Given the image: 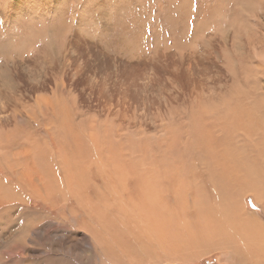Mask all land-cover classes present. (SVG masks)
Returning a JSON list of instances; mask_svg holds the SVG:
<instances>
[{
    "label": "rangeland",
    "instance_id": "obj_1",
    "mask_svg": "<svg viewBox=\"0 0 264 264\" xmlns=\"http://www.w3.org/2000/svg\"><path fill=\"white\" fill-rule=\"evenodd\" d=\"M4 77L10 79L7 86ZM0 90L9 98L0 137L9 136L10 146L27 140L29 149L38 151L43 171L31 168L30 156L19 166L26 179L52 177L46 143L62 132L59 128L69 133L73 126V134L84 140L85 156L92 153L91 141L82 127L94 132L98 144L107 135L115 149L120 147L126 170L177 180L171 181L172 197L157 219L164 225L151 239L141 233L144 240L127 260L103 251L81 231L53 229L52 220L65 206L53 209L52 217L40 214L45 225L29 232L28 217L17 218L20 210L51 209L29 202L19 184L8 186L7 194L1 189L0 264H264L263 257L254 259L257 252L236 249V238L218 225L221 219L231 223L227 215L234 207L264 224V207L252 195L264 199V0H0ZM244 110L251 114L233 119ZM66 137L74 140L64 133L58 144L73 161L76 145L59 143ZM67 212L71 222L64 225L74 227Z\"/></svg>",
    "mask_w": 264,
    "mask_h": 264
},
{
    "label": "bare ground",
    "instance_id": "obj_2",
    "mask_svg": "<svg viewBox=\"0 0 264 264\" xmlns=\"http://www.w3.org/2000/svg\"><path fill=\"white\" fill-rule=\"evenodd\" d=\"M55 14V13H54ZM28 44V43H27ZM210 44V43H209ZM82 49V48H81ZM166 53V52H165ZM5 55V54H4ZM199 57V56H198ZM163 58V57H162ZM86 60V59H85ZM208 60V59H207ZM24 61V60H23ZM86 62V61H85ZM177 62V61H176ZM163 64V63H162ZM104 65V64H103ZM182 65V64H181ZM98 67V65H96ZM175 66V65H174ZM95 68V67H94ZM14 70V69H13ZM19 74V73H18ZM185 74V73H184ZM187 74V73H186ZM6 76V75H5ZM188 76V75H187ZM3 78V77H2ZM4 79H7V83L5 86L10 84V79L7 77H4ZM12 79V78H11ZM127 80V79H126ZM124 82V81H123ZM135 85V84H134ZM131 89L130 87L127 88ZM133 90V89H132ZM134 91V90H133ZM8 97V96H7ZM122 98V97H121ZM3 99L5 102H3ZM125 99V98H123ZM131 100V99H130ZM264 100V99H263ZM122 101V100H121ZM126 102V101H125ZM261 102V101H260ZM263 103V102H261ZM12 104V103H10ZM52 104V103H51ZM112 104V103H111ZM44 105V104H43ZM233 105V104H232ZM235 105V104H234ZM52 106V105H51ZM50 106V107H51ZM231 106V105H230ZM243 106V105H242ZM241 106V107H242ZM9 108V98L3 97V94L0 90V129L2 130V121L5 118H8L7 108ZM38 107V106H37ZM42 107V106H41ZM238 107V106H237ZM246 107V106H245ZM107 108V107H106ZM214 108V107H213ZM260 108V107H259ZM39 109V107H38ZM236 109V108H235ZM244 109V108H243ZM115 110V109H114ZM237 110V109H236ZM248 110V109H247ZM49 112V111H48ZM47 112V114H48ZM236 112V111H235ZM250 112V111H249ZM225 113V112H224ZM229 113V112H227ZM248 111L244 110L241 113H237L235 116H233L234 120H238L241 116H249ZM206 114V112L204 113ZM223 114V113H222ZM230 114V113H229ZM20 116V114H18ZM215 116V115H213ZM224 116V114H223ZM227 116V115H226ZM21 117V116H20ZM220 117V116H219ZM225 117V116H224ZM19 118V117H18ZM217 118V117H216ZM194 119V118H193ZM242 119V117H241ZM246 119V118H245ZM50 120V119H49ZM70 120V119H69ZM197 120V119H196ZM214 120V119H213ZM223 120V117H222ZM248 120V118H247ZM250 120V119H249ZM252 120V119H251ZM184 121V120H183ZM200 121V120H199ZM221 121V120H220ZM245 121V120H243ZM198 122V121H197ZM196 122V123H197ZM246 122V121H245ZM194 123V122H193ZM201 123V122H200ZM211 123V122H209ZM250 123V122H249ZM55 124V123H54ZM91 124V123H90ZM198 124V123H197ZM81 124L80 126H82ZM217 125V124H216ZM196 126V125H195ZM194 126V127H195ZM204 127V126H203ZM202 127V129H203ZM220 127V126H219ZM230 127V126H229ZM250 127V126H249ZM261 127V126H260ZM73 126H70L69 133L66 132L63 128L60 133L59 130L56 132L60 133L56 138H52L51 140L47 141V146L45 147L48 151L49 149V160L52 164V177L50 175H41L38 177L37 181L26 179L25 174H28L26 170L23 169L20 170L19 166L21 167V164H25L24 159L30 158V156L33 157V163L35 164L34 168L35 171H43L38 164V158L37 152L34 149H29V142L27 140L24 141V143L17 144L15 146H10L9 136H1L0 137V182L2 185H0V193L1 189L4 190L7 194L8 186H11L12 184H19L22 187V190L27 193V196L29 197V202L32 200L40 202V205H42L44 208H48L50 211L44 210V212H41L39 209H31V207H26L27 213L25 214L23 210L21 209L19 214L17 215V218L24 219L25 217H28L29 223L32 225L30 228L25 227L29 232H33L35 229L39 228L38 224L41 223V217L40 214H43V217H52L54 215L53 209L55 211L56 208H61V206H65V210L68 211L67 213L71 215V218H73L74 227L66 226L65 223H70L69 217L65 214L64 211L60 212L59 215L52 220V227L53 229H63L65 231H69V233L79 234V231H81V235L84 233L85 236L89 238L90 242L94 241L95 244H98L99 247L105 251L110 253L120 255L122 257V260H127L128 258L132 257L129 253V251L132 253L133 250H135V246L137 243H139L143 238L141 237V233H145V238H150L154 233H156L157 230L160 229L163 223H158L159 220H161L162 216H160V212L163 213L164 208H167L169 196H171L172 192V185L171 181L177 182V180H168L170 176L164 177H158L153 171V173L150 175V172L148 171H139L138 169L130 166L126 170V166L124 162L120 164V147H116L112 145V142L107 138V135L104 136V138L107 139V141L103 142V144H98V142L94 139L93 133L87 134L89 131H91L90 128L82 127L83 131L86 132L85 134V140L88 141V138L91 142L88 141V149L91 150L92 153L89 152L90 155L85 156L81 151L82 147L84 145V140H82L79 135L73 134L74 132ZM178 128V127H177ZM196 128V127H195ZM207 129V128H206ZM209 129V128H208ZM241 129V128H240ZM258 129V128H257ZM211 130V129H210ZM213 130V129H212ZM20 131V130H19ZM207 131V130H206ZM248 131V130H247ZM255 131V130H254ZM179 132V131H178ZM220 132V131H218ZM251 132V131H249ZM64 133L69 136L70 138H74V140H69L67 137L64 140H59V143L61 141H66L70 144V146L76 145L77 149L75 151V154L72 157L73 161L69 158H65V155L63 151L60 149V146L58 144V139L61 136L63 138ZM172 133V132H171ZM196 133V132H195ZM243 133V132H242ZM253 133V132H252ZM72 134V135H71ZM244 134V133H243ZM18 135V134H17ZM90 135V136H89ZM99 135V133L97 134ZM96 135V136H97ZM198 134L196 133V136ZM209 135V134H208ZM248 135V134H245ZM100 136V135H99ZM195 136V135H194ZM13 137V136H12ZM185 137V136H184ZM96 138V137H95ZM118 138V137H117ZM190 138V137H189ZM201 138V137H200ZM226 139V138H225ZM211 140V139H210ZM209 140V141H210ZM223 140V139H222ZM46 141V140H45ZM44 141V142H45ZM182 141V140H181ZM205 143V142H203ZM67 144V143H66ZM65 144V145H66ZM193 144V143H192ZM210 144V143H209ZM208 144V145H209ZM247 144V143H246ZM250 144V143H249ZM196 145V143H195ZM207 145V146H208ZM67 146V145H66ZM103 146V147H102ZM119 146V145H118ZM187 146V145H186ZM191 146V145H189ZM17 149V153L11 155L14 149ZM82 148V149H81ZM86 148V147H85ZM95 150H94V149ZM187 148V147H185ZM184 148V149H185ZM190 148V147H189ZM194 148L193 146L191 147ZM198 148V146H197ZM205 148V147H204ZM245 148V147H242ZM248 148V147H247ZM115 149V151H114ZM175 151L178 152V150ZM188 149V148H187ZM201 147L198 148L200 150ZM209 149V148H208ZM241 149V148H240ZM86 149H83V152H85ZM105 150V151H104ZM167 150V149H166ZM165 150V151H166ZM173 150V149H172ZM35 151V152H34ZM114 153H111L113 152ZM160 151V150H159ZM158 151V152H159ZM174 151V152H175ZM202 151V150H201ZM200 151V152H201ZM231 151V150H230ZM95 152V153H94ZM104 152V153H102ZM226 152V151H225ZM233 152V151H232ZM231 152V153H232ZM236 152V151H235ZM250 152V151H249ZM86 153V152H85ZM94 153V155H93ZM176 153V152H175ZM221 153V152H220ZM230 153V152H229ZM248 153V152H247ZM166 154V153H165ZM169 154H172L169 152ZM182 154V153H181ZM203 154V153H202ZM223 154V153H222ZM238 154V153H237ZM242 154V153H240ZM11 155V156H9ZM134 155V154H133ZM144 155V154H143ZM146 155V154H145ZM176 155V154H175ZM216 155V154H215ZM250 155V154H249ZM27 156V157H26ZM140 156V155H139ZM177 156V155H176ZM203 156V155H202ZM212 155H210L211 157ZM241 156V155H239ZM238 156V157H239ZM244 156V154H242ZM253 156V155H252ZM13 157V158H12ZM22 157V158H20ZM26 157V158H23ZM99 157V158H98ZM148 157V156H147ZM150 157V156H149ZM172 157V156H171ZM174 157V156H173ZM172 157V158H173ZM12 158V159H11ZM16 158V159H15ZM95 158H98L95 159ZM127 158V157H126ZM154 158V157H153ZM171 158V159H172ZM213 158H217L213 155ZM242 158V157H241ZM123 159V158H122ZM169 159V158H168ZM177 159V158H176ZM182 159V158H180ZM179 159V161H180ZM206 157V161H207ZM221 158H219L220 160ZM223 159V158H222ZM236 159L235 157L233 160ZM138 160V159H137ZM152 160V158H151ZM162 160V159H161ZM166 160V159H165ZM205 160V159H204ZM210 160V159H209ZM127 161V160H126ZM157 161V159H156ZM168 161V160H167ZM173 161V160H172ZM215 161V160H214ZM221 161V160H220ZM230 161V160H229ZM15 166L13 167L10 163H14ZM27 162V161H26ZM149 162V161H148ZM187 162V161H185ZM251 162V161H250ZM142 163V162H141ZM162 163V161H161ZM174 163V162H173ZM214 163V162H213ZM216 163V161H215ZM260 163V162H259ZM3 164V165H2ZM139 164V163H138ZM147 164V163H146ZM175 164V163H174ZM201 164V163H200ZM244 162H242L243 166ZM250 164V163H249ZM256 164V163H255ZM258 165V164H257ZM154 164H152V167ZM182 166V164H181ZM230 166V164H229ZM246 166V164H245ZM243 166V167H245ZM164 167V162L163 166ZM168 167V166H167ZM189 167V164H188ZM219 168V170H222V166L218 165L216 166ZM232 167V166H231ZM5 168H8L7 172H4ZM147 168V167H146ZM150 168V166H149ZM178 168V167H177ZM182 168V167H181ZM209 168V167H208ZM159 169V168H158ZM185 169V168H184ZM244 170V168H241L240 170ZM247 169V168H246ZM165 170V168H163ZM172 168L170 169V171ZM174 170H176L174 168ZM178 170V169H177ZM180 170V169H179ZM178 170V171H179ZM191 169L189 168V171ZM218 170V171H219ZM242 172L244 173V171ZM159 171V170H158ZM157 171V172H158ZM166 171V170H165ZM181 171V170H180ZM225 171V170H224ZM235 171V170H234ZM210 172V171H209ZM213 171L211 170V173ZM227 172V171H226ZM225 172V173H226ZM239 172V171H238ZM242 172L240 174H242ZM260 172V171H259ZM46 173V172H45ZM180 173V172H179ZM183 173V172H182ZM194 173V172H193ZM206 173V172H205ZM224 173V174H225ZM252 173V172H250ZM248 173V174H250ZM262 173V172H261ZM61 174V175H60ZM159 174V173H158ZM202 174V173H201ZM207 174V173H206ZM216 174V173H215ZM239 174V173H238ZM257 174V173H255ZM210 175V174H209ZM212 175V174H211ZM246 175V173L244 174ZM243 175V176H244ZM260 176V174H258ZM264 175V174H263ZM179 176V175H178ZM185 176V175H183ZM200 176V175H199ZM198 176V177H199ZM240 176V175H239ZM209 177V176H208ZM213 177V176H212ZM251 177V176H250ZM255 177V176H254ZM183 178V177H182ZM188 177H186L187 179ZM194 178V177H193ZM192 178V179H193ZM196 178V177H195ZM216 177H214L215 179ZM225 178V177H224ZM240 178V177H239ZM247 179V177H245ZM252 178V177H251ZM263 178V177H262ZM217 179V178H216ZM244 179V177L242 178ZM250 179V178H248ZM254 179V178H252ZM259 179V178H258ZM256 179L254 182L258 180ZM264 179V178H263ZM182 180V179H180ZM185 180V179H184ZM191 180V179H190ZM189 180V181H190ZM196 180V179H195ZM202 180V179H201ZM241 180V179H240ZM240 180H238L240 182ZM251 180V179H250ZM259 180H262L261 178ZM188 181V182H189ZM219 181V180H218ZM234 181V178H233ZM253 181V180H252ZM251 181V182H252ZM210 182V181H209ZM220 182H223L221 179ZM237 182V179H236ZM239 182L236 183L239 185ZM264 182V181H263ZM60 185H59V184ZM180 183V181L178 182ZM184 183V182H181ZM180 183V184H181ZM204 183V182H202ZM233 183V182H232ZM248 183V182H247ZM246 183V184H247ZM253 183V182H252ZM259 181L257 182V184ZM262 183V182H261ZM260 183V184H261ZM42 184V188L40 189L39 186ZM90 184V186L88 185ZM98 186H97V185ZM187 184V183H185ZM190 184V183H189ZM199 184V183H198ZM240 184L243 186L242 181ZM245 184V183H244ZM59 185V192H55V188ZM160 185V186H159ZM205 185V184H204ZM203 185V186H204ZM259 185V184H258ZM201 186V187H203ZM212 186V185H211ZM247 186V185H245ZM249 186V185H248ZM256 186V185H255ZM160 187V188H159ZM177 187V186H176ZM222 187V186H221ZM225 187V186H223ZM228 187V186H227ZM241 187V186H240ZM251 187V186H250ZM258 187V186H257ZM264 187V186H263ZM220 188V187H219ZM218 188V189H219ZM245 188V187H244ZM175 189V188H174ZM181 190V188H178ZM190 189V187H189ZM188 189V191H189ZM221 189V188H220ZM249 191V188H246ZM252 189V187H251ZM63 190V191H61ZM184 190V189H183ZM191 190V189H190ZM207 190V189H205ZM223 190V188H222ZM226 190V188H224ZM231 190V189H230ZM234 191V189L232 188ZM256 191V189H254ZM186 191V190H185ZM215 191V190H214ZM229 191V189H228ZM239 191V190H238ZM247 191V192H248ZM175 192V191H174ZM177 192V191H176ZM206 192V191H205ZM208 192V190H207ZM211 192V191H210ZM213 192V191H212ZM223 192V196L224 191ZM219 192V193H222ZM244 192L246 190L244 189ZM260 192L263 193L262 190ZM181 194V193H179ZM229 194V192H228ZM251 194V193H250ZM0 195H3L4 193H1ZM184 195V194H183ZM198 195V194H197ZM220 195V194H219ZM218 195V196H219ZM231 195V194H230ZM234 195V194H233ZM245 195V193H244ZM254 198L256 199V202L263 208L262 202H264V199L261 200L262 197H259L255 192L252 194ZM264 195V193H263ZM229 196V195H228ZM260 196H262L260 194ZM172 197V196H171ZM182 197V196H179ZM187 197V196H185ZM201 197V195H200ZM203 197V196H202ZM236 197V196H235ZM238 197V196H237ZM245 197V196H244ZM206 198V197H203ZM208 198V197H207ZM225 198V197H224ZM229 198V197H228ZM25 199V198H24ZM27 199V197H26ZM182 199V198H181ZM219 199V198H218ZM223 199V198H222ZM205 200V199H204ZM227 200V199H225ZM235 200V198H234ZM182 201V200H180ZM220 201V199H219ZM2 202H4L0 196V207L2 206ZM179 202V201H178ZM184 202V201H182ZM236 202V201H235ZM19 202H13L11 204H18ZM234 203V202H233ZM26 204V203H25ZM178 204V203H177ZM183 204V203H182ZM212 204V203H211ZM234 204H237L234 203ZM233 204V205H234ZM171 205V204H170ZM232 205V204H231ZM232 205V206H233ZM173 207V206H172ZM170 208V207H168ZM174 208V207H173ZM182 208V207H181ZM171 209V208H170ZM210 209V208H209ZM221 209V208H220ZM264 209V208H263ZM10 210V209H8ZM7 210V212H8ZM158 210V211H157ZM161 210V211H160ZM163 210V211H162ZM168 213H169V209ZM228 210V209H227ZM175 211V210H174ZM178 211V209H177ZM212 211V209H210ZM215 211V210H214ZM214 211H212L214 214ZM7 212H4L5 215ZM207 212V211H205ZM218 212V211H216ZM203 213V212H202ZM224 213V211H223ZM227 213V212H226ZM167 214V213H166ZM179 214V213H178ZM204 221L206 213H204ZM211 214V213H210ZM209 214V215H210ZM165 215V213H164ZM169 215H172L169 214ZM203 215V214H202ZM223 216L225 215L222 214ZM1 216V215H0ZM161 218H160V217ZM167 216V215H166ZM174 216V215H173ZM178 216V215H177ZM218 216V215H215ZM80 217V219H79ZM159 217V218H158ZM165 217V216H164ZM180 217V214H179ZM219 217V216H218ZM225 217V216H224ZM227 217L232 220L231 223L228 225L223 220H220L223 230L225 233L227 232V235H233V237L236 238V249H243L245 251L252 250L257 252L259 255L254 257V259L264 258V224H262L260 221H258L253 214L247 213L244 209H241L239 212L237 207L229 208V216ZM31 218H34L35 221L31 220ZM201 219V217H200ZM208 219V218H207ZM226 219V218H225ZM72 220V219H71ZM186 220V219H185ZM61 221V222H60ZM213 221V220H212ZM228 221V220H227ZM45 222V220H44ZM48 222V220L46 221ZM173 222V221H172ZM171 222V223H172ZM210 222V221H209ZM43 224V223H41ZM40 224V225H41ZM62 224V225H61ZM211 224V223H210ZM45 225V224H43ZM202 225V224H201ZM231 225V226H230ZM215 226V225H214ZM197 227V226H196ZM123 228L126 229V231L123 230ZM176 228V227H175ZM78 229V230H77ZM137 229V230H136ZM164 229V228H163ZM198 229V228H197ZM120 230H123L120 232ZM139 230V231H138ZM169 230V229H168ZM55 231V230H53ZM170 231V230H169ZM191 231V230H190ZM194 231V230H193ZM58 232V231H57ZM165 232V231H164ZM187 232V231H185ZM55 233V232H53ZM157 234V233H156ZM159 235L161 236L160 232ZM166 234L162 235L163 237ZM216 235V234H215ZM226 235V234H225ZM31 236V235H29ZM75 236V235H74ZM156 236V235H155ZM205 236V235H204ZM221 236V235H219ZM60 237V236H59ZM222 237V236H221ZM221 237H218L222 240ZM232 237V236H231ZM86 238V237H85ZM154 238V237H153ZM159 238V237H158ZM161 238V237H160ZM159 238V239H160ZM190 238V237H189ZM194 238V237H192ZM217 238V237H216ZM84 239V238H83ZM151 239V238H150ZM155 239V238H154ZM153 239V240H154ZM162 239V238H161ZM160 239V240H161ZM165 239V238H164ZM214 239V238H213ZM218 239L217 244L220 243ZM229 239V238H228ZM144 240V239H143ZM163 240V239H162ZM161 240V241H162ZM197 240V239H196ZM230 240V239H229ZM238 240V241H237ZM63 240H61L62 242ZM88 241V240H86ZM160 241V242H161ZM193 241V239H192ZM195 241V239H194ZM199 241V240H197ZM224 241V240H223ZM222 241V242H223ZM85 242V241H84ZM83 244H86L84 243ZM89 242V241H88ZM147 242V241H146ZM153 242V241H152ZM151 242V243H152ZM158 242V239L156 240V243ZM215 242V241H214ZM170 243V242H169ZM215 243V245H216ZM225 243V242H224ZM223 243V244H224ZM235 243V242H234ZM82 244V245H83ZM227 245V244H226ZM223 246V245H221ZM234 246V245H233ZM70 246L68 245L67 248ZM72 247V246H71ZM83 247V246H82ZM74 248V247H73ZM160 248V247H159ZM121 253V254H120ZM15 254V253H14ZM253 255V254H252ZM179 256V255H178ZM260 259V258H259ZM264 260V259H263Z\"/></svg>",
    "mask_w": 264,
    "mask_h": 264
},
{
    "label": "trees",
    "instance_id": "obj_3",
    "mask_svg": "<svg viewBox=\"0 0 264 264\" xmlns=\"http://www.w3.org/2000/svg\"><path fill=\"white\" fill-rule=\"evenodd\" d=\"M211 259H212V261H215V260H214V257H213V258H211ZM201 262H202V261H201ZM201 262H199V263H201ZM206 262H207V263H209V262H210V260H207Z\"/></svg>",
    "mask_w": 264,
    "mask_h": 264
}]
</instances>
